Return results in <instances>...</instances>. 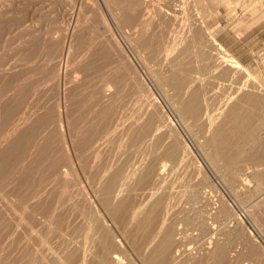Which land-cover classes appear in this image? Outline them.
<instances>
[{"label":"bare ground","instance_id":"1","mask_svg":"<svg viewBox=\"0 0 264 264\" xmlns=\"http://www.w3.org/2000/svg\"><path fill=\"white\" fill-rule=\"evenodd\" d=\"M117 1L115 3L112 2L114 4H119L120 0ZM124 1V3L129 5L130 10L134 9L133 6L138 5L141 11L138 16L127 15V17L122 20V22L130 25L135 23V25L132 24L133 28L131 27L133 30L131 32V39L133 40L134 46L137 47L139 51L141 50L144 52L142 56H147L148 60L159 61L163 58L165 59L172 48V42L175 44L176 42L174 41L177 40L175 39L173 41L174 37L172 38V36H175V33L178 32V30L180 31V29L173 27L171 30H168L170 28L167 24V31H162L161 28H165L166 24L163 26L164 23L162 25L161 22L157 21L159 18L156 20L154 14V17H152V14H150L151 12L149 13L151 0L149 2H147V0ZM154 1L151 2V4H153ZM168 8L172 10L175 7H167L166 10H169ZM158 9L157 12L160 14L165 13L164 11L162 12L161 8ZM151 10L153 9L151 8ZM166 13L167 17L169 15L171 18H169V20L172 21L174 19L175 21L177 18L176 21L179 22L178 13H176L175 9L173 12L166 11ZM165 15L166 14L163 16ZM163 16V19L166 18V16ZM77 17V23H80L82 20L80 21L79 16ZM86 18H88L87 22H89V19H93L88 16H86ZM74 23L75 27L78 26L76 22ZM91 23L93 24V21ZM165 23H167L166 20ZM171 23L174 22L172 21ZM174 24H176V22ZM176 26L178 27L179 24ZM71 27L75 29L73 25ZM83 27L85 28V26H81V28L79 26L80 29L78 30H82ZM53 30L55 29H52V31ZM49 31L51 32V29H49ZM74 31L68 28L67 31L62 32V36L60 35L62 39L59 37V41L61 42H56V45H60H58L59 53L57 50L58 46L56 47L55 43H53L57 48H55L57 50L56 55L59 54L60 63L59 65V63L56 62L60 67L57 66L53 72V79L55 82L53 85L58 84L60 86L62 85V87L64 86L63 93L61 91L63 96L60 93V95L58 94V96L63 98L58 103H62L63 106L66 107L65 113L59 110V105L58 107L56 106L57 108L50 106L51 110L46 111L48 106L45 107V105L50 101L47 99L53 97L49 95L50 98L44 99L45 103H47L45 105L43 103V106L46 108L45 114H42V111H40L42 115L37 114L35 109L37 107L35 106L39 105L40 107L42 105H40L41 102L39 103L41 99L37 101L38 99L36 98L43 94L41 91L42 88L44 89L45 87L43 82L42 84H39L40 82L37 84V82L34 81L35 84L32 85L34 82L31 80L32 83L28 85L32 86L28 88L29 86L27 87V85H24V83L26 84V80L24 83L20 80L22 81L21 83H23L21 86L15 84L18 81L15 83L12 81L11 83L15 84V88L19 86V89H14V93L10 92L12 95L8 94V91L0 94V116L2 119L0 123L4 124L8 131L13 134L12 137L11 135L9 138L6 137L8 142L5 141V143L7 142V144L2 146L4 141L0 144V208L5 212H9L10 214L8 215H12L15 219L14 222L17 221V224L15 223L16 227L19 226L28 231L29 240L33 239L35 242L34 246H37L35 251L31 249L33 252L24 250L25 253L24 251L23 254L21 253L22 257L16 252L19 254L18 261L21 258V261H25L26 264H49V261L50 263L56 262L55 264H239L240 262L238 261L242 257L240 258L238 255H241L242 252V256L246 254L248 258L253 257V261L256 259V263L254 264H264V251L260 250L259 252V248L261 247H259L260 245L258 243L255 244V242L251 241L252 237L249 241L247 237L249 236V232L247 236L244 237L246 234L243 235L244 239H248V244L245 241L242 242L240 240L238 242L236 240H239L242 236V224L234 227L229 225L232 226L233 229H230L231 227L227 228L228 230L225 229L228 223L233 220L229 219V221H225V219L227 220L231 215L232 205L225 198L219 199V204H216L215 200L211 199L212 197L209 198L210 194L208 196L204 185L208 180L207 176L202 175L203 177L200 178V171L197 173V176H200H195V171H198L199 169H197V167L200 166H196V161L198 160H195L196 163L194 166L192 163V159L194 160V158L190 155L193 151L190 152L189 145L185 141L186 139L183 140L180 137L181 134L178 136V133H174L177 129L174 128L176 127L174 124V127L171 126L172 123H170L169 113H164L160 103H157L156 99H154L151 94L152 98L145 95L147 91L145 94L144 91L142 94L133 91L132 85V92L127 91L129 85L127 86V79L125 80V75H122L123 72L121 71V74L119 72L122 70L121 68L119 70L121 61L115 56L117 53L113 56L115 51L112 53V49L109 47L100 51L101 53L98 55L99 61L96 60L98 63L100 60L103 62V59L105 61V64L102 63V68L104 70L102 68L100 69L101 71L103 70V73L97 75L98 78L100 76L101 79L99 78V80H93L91 82L89 76L87 77L89 78L88 81L90 80L88 84L81 83L87 79L85 77L87 74H82V80H78L81 81L79 84L83 86L85 84V86L83 87L80 85L83 88L79 91H74L76 94L72 95L74 92L71 90V93H67V96L66 91L68 89L66 88V83H68V80L70 81L72 76H68L71 72L66 74L65 71L71 67L68 63V53H71V41L72 36L75 35ZM53 34L55 35V33ZM53 34L50 35L55 37ZM43 37L42 39H44ZM198 37L199 31H195L192 36L189 37V47L197 42ZM46 38H48L46 40H50L49 37ZM53 40L51 39V41ZM213 43L215 49L218 50L217 53L220 58L218 66L228 65L230 69H233L225 70V73H221V78L223 80H234L240 76L235 71L247 69L246 66L237 57L232 56L218 40H215ZM37 44L39 45V42ZM175 47L176 46L173 48ZM187 49L188 48H186V50ZM75 56L76 55L73 57L74 59ZM112 57H116V60ZM177 57L173 60L178 59ZM79 59L77 58V60ZM44 61L43 63H45ZM94 61L95 59H93V62ZM74 62L75 61H73V64ZM93 62L92 64L94 65L95 62ZM62 63L64 67H67L66 70H62ZM79 63L80 62H78V64ZM176 63L178 62L176 61ZM68 65L70 67H68ZM38 66H40V64H38ZM176 66L179 67V64ZM85 67L82 68L85 69ZM82 68L79 69L80 73L83 71H81ZM192 68L186 67L182 72V68L177 71L171 69L172 72H170L171 70L166 72L167 76L160 74L155 80L159 88L160 86L164 88V86L168 84L172 87L173 93L175 91L174 95L176 98H174L175 96H173V99L172 97H166L171 101H167L168 103L173 102L172 105L169 104L172 108H175V110L172 109L175 111H172V113H176V115H174L179 117V121L181 120L183 123L185 131H192L189 133L190 135L197 137L198 134L199 136L201 133L203 134V137L201 135L203 142L195 138L196 141L199 140L197 143L199 149L197 151L202 150L204 152L209 162L208 164L211 165L212 163L213 165V167L209 166L210 168H214V165H219V160L224 161L225 171L223 176L226 186L228 185L231 189L232 186L236 185L237 187L239 184V188L241 187L240 184L249 181V176H253V178L255 177L258 180L257 185L264 188V171L262 170L264 166L262 169L256 168L259 162L260 165L264 162V139L260 140L255 133H250V131L252 132V130H255L249 129L250 125L245 128L249 122L248 120L253 118L251 116L252 118L249 119L250 117L247 116L249 113L248 111L253 108L260 110L264 109V105L261 103V97L251 93H246L245 96L241 95L243 98L240 96L239 102L235 101L237 102L236 104L233 105L232 103V106L231 104L227 107L225 106V108H231L227 109L228 113L223 120L216 117L218 121L221 120L216 124L212 120L213 117L211 113L215 114V112L213 105V108H211V103L217 101V106H219V100H216L217 98L215 99V97H217L216 93L224 87L217 86L218 89H215V87H211L213 85L206 86L205 83L203 84V82H201L206 88V90L204 88L203 92V88L200 89V81L198 77L194 75L193 72L195 71ZM84 71L86 72L87 69ZM179 71L181 73H179ZM65 74L70 78H67V81L65 79ZM135 74L137 75V73ZM126 75H128V73ZM130 76L131 74L126 77L130 79ZM136 78L137 77H134V80L131 79L130 82H132V80L135 81ZM94 79L96 80V78ZM241 79L245 80L243 77ZM49 80L50 79L47 81ZM140 80H138L137 83H140ZM237 80L238 79H236V81ZM72 83L68 84L70 85L69 90H76L71 87ZM198 83L200 85H198ZM9 84H7V86H9ZM134 84L136 85V83ZM168 85L165 87H170ZM143 87H145V85L142 86L141 89H144ZM58 88L60 91V87L56 89ZM163 88H160L162 89L161 92H167L165 91L167 88L165 90H163ZM53 89H55V87ZM10 91L12 90L10 89ZM45 91H47L46 88ZM40 92L42 94H39ZM53 93L57 95L58 92L54 91ZM164 93L162 95L163 97L166 95ZM36 101L38 104L35 105V103H37ZM42 102L44 101L42 100ZM54 102L55 101H53V104ZM167 102L165 101V103ZM247 105L249 107H247ZM210 109H213L212 112ZM67 110L72 112H70L71 115H67ZM223 113L221 114L223 115ZM192 121H194L195 124L197 123L196 128L198 130L194 128L195 125ZM189 123H191V125ZM262 123L264 124V122ZM198 124L199 127H197ZM189 125L192 127L190 128ZM6 128L4 129L6 130ZM0 130H3V128ZM2 133L5 134L6 132L1 131V134ZM7 133L9 134V132ZM184 134L188 133L185 132ZM3 137L4 136H2L1 139L5 140ZM186 137L189 139L188 135ZM113 142L118 143L117 154L115 155L119 156L117 157L118 159L114 157L116 158L115 162L109 160L108 157L110 156L106 155V157L102 154L105 148H109V145L112 146L111 143ZM246 146H250L248 151L246 150ZM105 151L107 152V149ZM194 154L195 153H193V155ZM204 160L205 159H203L202 163H205ZM248 163L255 164L253 166L254 169H251L252 171H247L246 168L248 167L246 166ZM200 169L203 171V167ZM253 178H250V180ZM143 187L145 190L149 187L150 191H143ZM139 189L141 190L139 191ZM210 191L208 192L210 193ZM139 194H144L147 199H153L151 204L148 206H145L148 202H142L145 205L136 204L135 197L138 198L137 196ZM247 194L250 195V193ZM243 195L242 198L244 197ZM247 198H249V196H246V199ZM141 199L139 196V200ZM255 201L258 205L259 202H257V200ZM235 203L238 204L239 202ZM213 204H215L214 211L212 210L214 206H211ZM262 204L263 202L258 205L261 208V213L257 210L258 207L256 205L255 209L259 212L255 211L257 214L259 213L258 216L260 215L264 218V206L261 207ZM198 205H200L201 208H198ZM209 205L211 207H209ZM239 206L240 205H238V207ZM97 207H100L104 213H100L101 211ZM244 208L241 209L244 210ZM5 212L2 211V213L6 214ZM252 213L255 214L254 212ZM258 216L255 217L258 218ZM10 217L11 216H9L8 219H10ZM234 217L239 219L237 211ZM13 218L10 220L13 221ZM212 218L213 220L209 222V219ZM259 218H261V220L258 219L259 222L263 221L262 217ZM217 219H220L218 222L222 221L221 219L228 222L226 226L224 225L221 229L219 228L220 231L223 230V228L225 229L221 234L227 235L226 238L224 235H222V237L221 235L219 236V232H217L219 229L213 226L214 220ZM6 220H3V222ZM8 221L6 223H8ZM14 222L12 224H14ZM117 222L118 228L116 227ZM181 222L186 225L185 227L188 226L191 228L189 234L188 232L185 234L198 242L193 248L192 245L186 247L187 241L189 240H187V243L183 246L185 242L182 239L184 229L181 230L178 226ZM2 223L0 222V224ZM234 223L235 222L232 224L235 225ZM3 225L5 226V223ZM9 227L11 229L15 227V225ZM213 227L217 231H214L215 229H212ZM5 229H3V231ZM23 229L20 230L24 231ZM11 231H7L9 235ZM16 231L13 233L17 234ZM18 232V234L21 233L20 231ZM244 233L246 232L244 231ZM119 235H121L123 239L125 238L124 240H126L133 256L129 257L127 255L129 257L127 258L123 251V256L121 254L122 252H119L120 247H118L119 244L117 243L121 241V239H118V242L115 241L117 240L115 237ZM15 236L13 239L17 240L19 236L17 238H15ZM21 236L24 237V232H22ZM6 237L9 238L7 235ZM2 239H4V237H2ZM10 239H12V237ZM181 240L184 241L183 244ZM10 241L12 242V240ZM231 241H233V243ZM234 241L237 242L234 243ZM95 242L98 243V247L95 250L96 252L94 251L95 253H93L92 250L94 249L90 250L89 247L91 248L92 246L89 245L95 244ZM251 242L252 244H250ZM52 243H55L53 245H56L55 248L52 246ZM245 244L247 248L244 251ZM13 245H16L15 242ZM178 245L183 246L181 261L178 258L180 253L176 250ZM14 246L12 248L15 251L17 247L15 249ZM2 248H0V264H3L7 258V254H5L6 256L3 255L5 251L3 252L1 250ZM129 248L126 250L128 251ZM19 249L17 250L21 251L24 247L21 250ZM243 251L245 254H243ZM12 252H10V254ZM13 254L16 255L15 253ZM254 256L256 258H254ZM11 257L13 258V255ZM237 257L240 259L237 260ZM7 259L9 261V257ZM249 261L252 262V260ZM11 262L10 258L9 263ZM248 262H246V264ZM243 264H245V262Z\"/></svg>","mask_w":264,"mask_h":264},{"label":"rangeland","instance_id":"2","mask_svg":"<svg viewBox=\"0 0 264 264\" xmlns=\"http://www.w3.org/2000/svg\"><path fill=\"white\" fill-rule=\"evenodd\" d=\"M112 1L114 2L115 0H112ZM112 1L111 0H0V94H3V93L8 91L9 92L8 94L12 95V93L15 92L14 89H16V90H17V88L19 89V86H21L25 80H26L25 81L26 84L24 83V85H27V87L32 83V81L37 82V84L39 82H40L39 84H42V82H43L45 84L44 85L45 87L43 86L44 89L42 88V90H41L43 94L40 92L39 94H42V96L41 95L39 96V94H38L39 97L36 98V99H38L37 101H39L41 99L39 101V103L40 102L42 103V104L40 103V105H42V106H40L41 108L39 107V105H36V104H38L37 101H36L37 103H35V105H36L35 107H37V108H35L37 114L42 115L44 112L51 110L50 106L57 108L58 105L60 108V109L59 108L58 109L61 110L63 113H65L66 107H64L62 103H58L63 98L61 96H58V94L60 93L63 96L62 93H63V87L64 86L62 87V85L60 86L57 83H56L57 85H53V84H55L54 79H53V72H54L55 68H57V66L60 65L59 57H58L59 54L56 55V53H57V50L59 53V46L60 45L58 43L61 42L59 40L62 39V37H61L63 34L62 32L67 31V29L69 28L70 30H73V31L75 30L74 33L76 35V36L73 35L74 39L72 36L73 42L71 41V49H70L71 53H68L69 54L68 55V61H69L68 63L71 66L70 67L68 65V67H70V69L71 68L72 69L70 70L68 68L66 70L67 67L66 66L64 67L63 63L61 66L62 70H66L65 71L66 74H69L71 72L70 75H68L69 77L72 76V78L70 79L65 74L66 81L68 79H70V81L68 80L67 81L68 83H66L67 84L66 88L68 89L67 90L68 92L66 91V94L67 93L70 94L71 90L74 92V91H79L81 88H83L86 83L88 84V82H90V80L88 81L89 78H87L89 76H90L91 82L93 80L97 81V80H99V78L101 79V77L99 76V78H98L97 75L98 74L100 75L101 73H103L102 71L104 69L102 68L103 67L102 63L105 64V61L103 59V62L100 60V62L98 63V61H99L98 55H100V53H101L100 51L107 49L106 47H109L110 49H112V53L115 51V53H113V56H114V54L117 53L115 56H117L119 58L118 60L121 61V62L119 61L120 62L119 70H120V68L122 70H120L119 72L121 74V71H122L123 72L122 75L123 76L125 75L124 76L125 80L126 79L129 80V81L126 80V82L128 83L127 86L129 85L130 89H131V85H132L133 91L139 92L141 94L143 93V91H144V94L147 91V93L145 95L150 96V97L152 95V97L154 99H156L157 103H160V106H162L161 109H163L164 113L165 112H166L165 114L169 113L168 115L170 116V123H172L171 126L174 127V125H175L176 127H174V128L179 131L178 132L177 130L176 131L174 130L175 131L174 133H176V134L178 133L177 134L178 136H180V134H181L180 137L183 140L186 139L185 141L189 145L190 152L193 151L192 154L190 153L191 157L194 158V160L191 158L193 165L196 162H197L196 166L203 165L201 167L199 166L200 168L203 167V171L199 167H197V169H199V170L195 171L196 172L195 176L196 177L200 176V175L197 176V173H199V171L201 173L200 178L203 176H207L208 180L205 182L204 185H205V189L207 190L208 196L210 194L209 198L212 197L211 199L215 200L216 204H219V199L225 198L232 205L231 206L232 207L231 215L229 216V218L227 220L225 219V221H229V219H233L232 222L228 223V222H225L223 219H221L222 221L218 222V220H220V219H217V220H214L213 226H215L216 229H219V228L221 229L222 227H224V225L226 226V223H228V225L225 227V229L230 228V227H231L230 229H233L234 226L242 224L241 225V226H243V229L241 231V233L243 232L242 236H241V238H239V240L238 239H236V240L238 242L241 240L242 242L245 241L247 243L248 239L250 241L251 237H252L251 241L255 242V244L258 243L260 245L259 247H261V248H259V252H260V250L264 251V218H263V216H260V215L258 216V214L261 213V208L258 205L263 202L261 207L264 206V198H263L264 197V188L259 187L257 185L258 180L254 177L256 179L255 180L253 178V176L252 177L249 176V181L246 182L248 184H246V183L240 184V186L242 188L241 187L238 188L239 184L237 185V187H236V185L232 186L231 189L228 185L226 186V182H224V176H223V173L225 171L224 161L219 160L218 161V163H220L219 165H217V166L214 165V168H210L211 166L213 167V165H212V163H211V165L208 164L209 162H208L204 152L202 150H199L200 152L197 151L199 149L197 146L198 145L197 143L199 140H201V141L203 140V138H202L203 134L201 133L200 136L198 134L197 137H194V136L189 134L192 131L187 132L184 130V127H183L184 125L181 122V120L179 121V117L175 116L176 113H172V111L175 110V108H172V106H170V105H172L173 102L168 103L170 100L167 99L169 97H172V99H173V96H175L174 95L175 91L173 93V90L171 89L172 87L170 85L166 84L170 87H165L166 86L165 85L164 88L161 86H160V88H163V90H165L167 88L165 90L167 92H165V93H164V91L161 92L162 89H160L159 85H157V83H155L156 82L155 80L158 77V75L162 74L164 76H167L166 72H169L168 70L173 69V70L177 71V70H180L182 68V70H181V72H182L186 67L187 68L193 67L192 69L195 71L193 73L196 77H198L200 84H201V82H203V84L205 83L206 86L207 85L208 86L213 85L211 87H215V89H218V87H220V86H222V88L224 87L223 89L220 88L221 90L216 93L217 97H215V99L217 98L216 100H219V102H218L219 106H217V103H216L217 101H213L211 103V108H213L212 107V105H213L214 106L213 109L215 112V114L211 113L212 117H213L212 120L216 124L218 122H220L221 120H223L225 115L228 113L227 109L231 108V107L225 108V106L227 107L230 104L232 106V103H233V105L236 104L237 102L240 101V96L241 95L245 96L246 93H251L253 95L261 97V99H262L261 103L264 105V0H164L165 2L163 0H155V1L154 0H151V1L147 0V2L150 1L149 6L154 10V13H153V10H151V8L149 7L150 8L149 13L151 12L150 14H152V17L155 16L156 20L159 18L157 21L161 22L162 25L164 23L163 26H165V24H166L165 28H161L162 31H167L168 25L170 28L168 30H171V28H173V27L174 28L176 27V29L177 28L180 29V31L178 30V32L175 33V36H172V38L174 37L173 41L175 39H177V40L174 41V42H176L175 44L172 42V48L170 45L171 49L169 51V54L165 57V59L163 58L164 60L161 59L159 61L158 60H156V61L155 60H148L147 56H142V55H144V52H142L141 50L139 51L137 49V47L134 46L133 40L131 39V32L133 31L132 30V28H133L132 24L135 25V23H132L130 25L128 23L122 22V20H124V18L127 17V15H133V16L140 15L141 11L138 8L139 6L138 5L133 6L134 9L130 10L129 5L124 3L125 2L124 0H120L119 4H114L117 0L114 3ZM137 1H145V0H137ZM153 1H154V3L151 4V2H153ZM117 2H119V1H117ZM158 4L160 5V7ZM81 5H82V7H81ZM157 5H158V7H157ZM163 6L165 9L163 8ZM173 6L175 7L174 9L176 10V13H178L177 16L179 17L180 23L176 21L177 18L175 21H174V19L172 20L174 23L176 22V24L171 23L172 21L169 20V18H170L169 15L167 17L166 11L167 12H171V11L173 12L174 9L171 10L168 8L169 10H166V8L167 7L173 8ZM80 7H81V11H80ZM158 8H161V9L163 8L162 12L164 11L165 13H162V14L163 15L166 14L165 15L166 18H164V19L166 20L167 23H165V20L162 18L163 15L160 14L159 12H157L159 10ZM77 10H78V12H77ZM177 11H179V12H177ZM137 12H139V13H137ZM135 13H136V15H135ZM153 14H154V16H153ZM157 14L159 17L157 16ZM159 14L161 15V17ZM83 15H86L89 18L91 17L94 20L89 19V22H87L88 18H86V16H83ZM77 16H79V18H80L79 20L80 21L82 20L83 22L79 21L80 23H77V21H78ZM165 16H163V17H165ZM75 18H76V20H75ZM84 19L87 23L84 21ZM92 21H93V24L91 23ZM74 22H76V24H78V26L75 27ZM81 23H82V25H81ZM26 24H27V26H26ZM88 24H90V25L92 24V25L90 26ZM177 24H179L178 27L176 26ZM72 25H73V27H75V29L71 27ZM79 26H80V28H81V26H85V28L83 27L82 30H78V29H80ZM49 29H51V32L49 31ZM52 29H55V30L52 31ZM56 29L58 32L56 31ZM76 29L78 32L76 31ZM195 31H199L198 40L196 43H194L192 46L190 45V47H189V39H190L189 37L192 36V34ZM44 33H46V34H44ZM49 33L50 34L55 33V35L54 34L53 35L56 38L51 36ZM48 34L51 36V38ZM43 36H45V37H43ZM42 37L44 39H42ZM46 37H49L50 40L49 41L46 40V39H48ZM59 37H60V39H59ZM40 38H41V40H40ZM51 39L52 40L54 39L53 40L54 42L51 41ZM215 40H218V42H220L232 56L237 57L247 68L246 70L235 71L240 76H238L234 80L233 79L223 80L221 78V75L223 73H225V70H233V69H230V66H228V65H224V66L219 65L218 66V62H219L220 58L218 57V53H217L218 50L215 49V45L213 43ZM38 42H39V45L37 44ZM49 42L50 43L52 42V43L50 44ZM56 42H58L57 44L59 46L56 45ZM53 43H55L56 47L58 46V49L54 46ZM174 46H176V47L173 48ZM49 47H51V48H49ZM186 48H188V49L186 50ZM77 53H78V56H77ZM74 55L77 56V57L75 56V59L73 58ZM39 56H41L42 59ZM45 56H46V58H45ZM69 56H70V58H69ZM179 56H181V57H179ZM176 57L178 59L173 60ZM56 58H57V60H56ZM77 58L78 59L80 58V59L77 60ZM112 58H114L116 60V57H112ZM179 58L180 59L182 58V59L180 60ZM40 59H41V61H40ZM70 59H74V60H70ZM93 59H95V61H94L95 63L93 62ZM35 61H37V62H35ZM43 61L45 63H43ZM73 61H75L74 64H73ZM176 61L178 63H176ZM180 61H181V63H180ZM56 62H58L59 65H57ZM70 62H72V63H70ZM78 62H80V63L78 64ZM92 62L94 63V65L97 62V64L95 65L96 67L92 64ZM38 64H40V66H38ZM42 64H44V65H42ZM76 64H77V67H76ZM98 64H99V67H98ZM178 64H179L180 68L178 66H176ZM82 67H85V69H87V71L85 72L84 71L85 69ZM80 68H82L81 71L83 70L85 73L83 71L80 73V71H79ZM101 68L103 69L102 71L100 70ZM170 72H172V70ZM181 72L179 71V73H181ZM127 73H128V75H126ZM135 73H137V75ZM82 74L83 75L87 74V75H85V77L87 79L85 77L84 78L86 80L83 79V80H85L84 82L79 81V80H82V78H83ZM130 74H131V76L129 79L126 76H129ZM133 74H135V75H133ZM80 77H81V79H80ZM134 77H137L135 79V81H133ZM239 77H240V81H239ZM242 77L245 78V80L244 79L242 80L241 79ZM25 78H27V79H25ZM94 78H96V80ZM48 79H50V80L47 81ZM131 79H133L132 82H130ZM137 79L140 80L139 81L140 83H137V81H138ZM236 79H238V80L236 81ZM20 80H22L23 83H21L22 81H20ZM44 80H45V82H44ZM12 81H14V83L16 81H18L15 84H17L19 86L18 87L16 86V88H15V84L11 83ZM35 82L32 83V85L35 84ZM72 82H74V83H72ZM80 82L85 83L84 86L82 84H79ZM133 82L136 83V85ZM70 83H72L71 87L75 88L76 90H73V89L69 90L70 85H68V84H70ZM7 84H9V86L11 88L9 86H7ZM46 84H47V86H46ZM74 84L75 85L77 84L78 86L77 85L75 86ZM200 84L198 83V85H200ZM203 84H201L200 89L203 88L202 91L204 92L205 85H203ZM80 85H82L83 87ZM144 85H145V87H143L144 89H141V87ZM31 86H29L28 88H31ZM79 86H80V88H79ZM129 86L127 87V91L132 92V89L130 90ZM54 87H55V89H53ZM57 87H60V91H59V88L56 89ZM8 88H9V90H8ZM45 88L47 89V91H45ZM138 88H139V90H138ZM10 89L12 91H10ZM226 89H228V90H226ZM205 90H206V88H205ZM224 90H226V91H224ZM54 91L58 92L57 95H56V93H53ZM61 91H62V93H61ZM223 91L225 94L223 93ZM10 92H12V93H10ZM163 93L166 95L170 94L171 96L165 95L163 97L162 96ZM68 94H67V96H68ZM73 94H76V92L72 93V95ZM159 94H160V97H159ZM220 94H221V96H220ZM49 95L53 96L51 98L52 100L54 98H56L53 101H55L54 104H57V105H54L53 101L51 99H47L48 101L50 100L49 101L50 103L48 102V104L45 105L47 102L45 103L44 99L50 98ZM159 98H160V100H159ZM165 98H166V100H165ZM174 98H176V96ZM161 99H162V101H161ZM42 100L44 102H42ZM51 101H52V103H51ZM165 101L166 102L168 101V102L165 103ZM235 101H237V102H235ZM43 103H44L45 107L46 106L49 107V109L47 107L46 111H45L46 108L43 106ZM167 105H169V106H167ZM247 107H249V106L247 105ZM54 108H52V109H54ZM213 109H210L211 112ZM263 110H260L257 108L256 109L253 108V109L249 110L248 111L249 113L247 116L250 117L249 119H251L253 117L252 118L253 120L252 119L248 120L249 122L245 126V128H247L248 125H250L249 129H255V130H252V132L250 131V133H255L260 140L264 139V124L262 123V122H264V111ZM40 111H42L41 112L42 114L40 113ZM223 111H224V113H223ZM70 112L71 111L67 110L66 111L67 115H69ZM173 112H175V111H173ZM221 113H223V115ZM216 117L218 119H221V120L218 121L216 119ZM0 120L2 121L1 116H0ZM192 122H194V121H192ZM1 124L2 123H0V129L3 128V130H0V134H1V131L6 132L5 134L2 133L0 136V144H2L4 141V143L2 144V146H3L5 144H7V142H8V140H6V137L9 138L10 135L12 137L13 134L10 133V131H8V129L4 126V124H2V125ZM187 124H186V126H187ZM189 124L191 125V123H189ZM196 124L194 122V125H195L194 128L195 129H197ZM191 127L192 126H190V128ZM197 127H199V124L197 125ZM4 128H6V130ZM7 132H9V134ZM185 132L188 134H184ZM187 135L189 136V139H188V137H186ZM201 135H202V137H201ZM2 136H4L3 138H5V140L1 139ZM198 137H200V138H198ZM195 138H197L199 140L196 141ZM5 141H7V142L5 143ZM191 141H193V142H191ZM116 142L111 143L112 146L109 145L108 146L109 148H105V150L107 149V152L105 150H104V153L102 152L103 156H106V155L110 156L108 158L110 161L112 160L111 162H115L116 158L119 156V155H117V156L115 155V154H117V144H118ZM195 144H196V146H195ZM249 149H250V146H246V150L248 151ZM31 152H33V151H31ZM111 153H113V154H111ZM193 153H195V154L193 155ZM200 153H201V155H200ZM112 155H113V158H112ZM193 156H195V157H193ZM114 157H116V158H114ZM203 159H205L204 160L205 163H202ZM195 160H198L199 162L198 161L195 162ZM206 162H207L208 166L206 165ZM249 164L250 163H248L247 166L245 165L246 167H248L246 169H247V171L248 170L252 171L254 169L253 166L255 164H252V163H251L252 165L251 164L249 165ZM262 164H264V162ZM262 164L260 165V162H259V165L258 164L257 165L260 167H258L256 165V168L262 169L264 166ZM262 170L264 171V168ZM250 178H253V179L250 180ZM244 184H245V187H244ZM256 185H257V187H256ZM210 186L212 189L210 188ZM141 187H139V188H141ZM233 187H234V190H233ZM210 189H211V191H210ZM239 189H240V193H239ZM140 190L141 189H139V191ZM143 191L148 192V191H150V188L148 187V189L146 188V190H145L143 187ZM208 191H210V193ZM246 192L250 193V195L247 194ZM158 194H160V193H158ZM242 195L245 198L244 197L242 198ZM139 196H140V199L142 198L141 200H139ZM246 196H249V198L246 199ZM137 197L138 198L135 197L136 204H144V203L148 202V203H146L147 205L144 204L145 206L150 205L152 200H153V199H147V197H145L144 194H139ZM257 197H259V198H257ZM258 199L259 200L261 199L260 200L261 202ZM255 200H257V202H259L258 205L256 204ZM142 202H144V203H142ZM235 202H239V203L237 204ZM238 205H240V206L238 207ZM255 205L258 207L257 210H259L260 212L255 209L256 208ZM211 206H214L213 207L214 209H212L214 211L215 210V204H213ZM211 206L209 205V207H211ZM236 207H238V208H236ZM97 208L101 211L100 213H104V212H102L103 210H101L100 207H97ZM198 208H201L200 205H198ZM241 208H244V210ZM253 208H254V211H253ZM234 209L237 211V214L239 215V219L234 217L236 214V211ZM255 210L259 213L257 214ZM0 211H1L0 212V219L2 218L0 222L2 223L3 220L7 219L5 222L0 224L1 225L0 226V237L1 236L4 237V239H2V237L0 238V246H1L0 248L3 247L1 249L3 252L5 251L4 253L2 252L3 255L6 256L5 254H7L6 257L7 258L9 257V261L6 258V260L4 261L3 264H7V263L8 264H11V263L12 264H18V263L26 264L25 261H21V258L19 260L20 262L18 261L19 256L22 257L21 253L23 254L24 250L25 251L27 250L30 252V251H32L31 249H33V251H35L37 246H34L35 242L33 239L29 240L28 231L24 230L23 228H21L19 226H18L19 228L16 227L17 221L14 222L15 219L12 217V215H8V214H10L9 212H5L1 208H0ZM2 211L5 212L6 214L2 213ZM252 212H254L257 215L253 214ZM9 216H11L10 219L13 218L14 220L11 221L10 219H8ZM255 216H258V218ZM259 217H262L263 221H260L261 223L258 221V219L261 220V218H259ZM212 220H213V218L209 219V222ZM254 220H256V221H254ZM7 221H8V223H6ZM13 222H14V224H12ZM221 222H222V224H221ZM233 222H235L234 223L235 225L232 224ZM4 223H5V226L3 225ZM109 223H110V221H109ZM8 224H10V225H8ZM116 224H117L116 227L118 228V222ZM7 225H8V227H7ZM14 225H15V227H13V228L15 231L17 230L16 231L17 234L19 233L18 231H20V232L22 231L20 229L24 230L22 232H24L25 239L23 236H21L22 232L20 233L21 235L20 234L17 235V234H14L15 231L13 230V228L10 229L9 226L12 227ZM229 225H232L233 227L229 226ZM178 226H179V228H181V230L184 229L182 239L185 242L183 240H181L182 244L184 242L183 246H185V244L187 242L189 243V244L187 243L189 246L186 244V247H190V245H192V248H193L195 245H197V243H198L197 240H194V239L190 238L189 235H186L187 232L189 234V232L191 231V228H189L188 226L185 227L186 225L183 224V222L179 223ZM218 226H221V227H218ZM3 227H5L6 229ZM185 228H187V229H185ZM215 228L213 227L212 229H215ZM244 228H245V230H244ZM3 229H5V230L3 231ZM216 229L214 231H217ZM220 229L217 232H219L218 235L219 236L221 235V237H222V235H224V234H221V232L225 229L223 228V230H221V231H220ZM6 230L9 232L11 230H13V231H11V234L9 235ZM244 231L246 233H244ZM248 232H249V236H247ZM25 233H26V235H25ZM244 234H246V235H244ZM3 235H5V236H3ZM6 235L9 236V238L6 237ZM243 235H244V237L247 236L248 239L245 238L246 239L245 240ZM14 236H15V238H17L19 236L21 238V240L19 237L17 240L13 239ZM120 236L121 235L115 237V239H117L115 241H117V242H118V239H121V241H119L117 243V244H119L118 247H120L119 252L123 251L125 253L124 254L125 257H127V258L133 256L129 246L127 245L126 240H124L125 238L123 239V237L122 236L120 237ZM224 236H225V238L227 237V235H224ZM11 237H12V239H10ZM228 239H229V237H228ZM4 240H6L7 242ZM10 240H12V242ZM187 240H189L190 242ZM14 242L16 244L15 246L13 245ZM231 242L233 243V241H231ZM236 242L234 241V243H236ZM252 242L250 244H252ZM7 243H9V244H7ZM124 243H126V244H124ZM4 244L6 246H9V247H6ZM54 244L55 243H52V246ZM13 246L15 249H16V247H17V249H19L21 247H22L21 249H23V247H24V249L23 250L19 249L21 251H18L16 249L14 251L12 248ZM55 246H53V247L55 248ZM89 246H92L93 248L92 247L90 248ZM89 246H88L89 249L90 250L94 249V250H92V252L95 253L96 252L95 250L98 247V243L95 242V244L93 243L92 245L90 244ZM125 246L129 248L128 251L126 250L128 248H126ZM183 246L178 245L176 248V250H178V253H180L178 256L180 261L182 260L181 252H183ZM28 248H30V249H28ZM121 248H122V250H121ZM246 248H247V245L245 244L244 251L246 250ZM9 251L10 252L14 251V252H12L10 254ZM25 251H24V253H25ZM244 251H243V254H245ZM16 252H18L20 255L17 254ZM123 252L121 253L122 256H123ZM13 253H15L16 255H14ZM10 255L11 256L13 255V258ZM238 256L240 258L242 257L241 259L239 257H237V260L240 259L238 261V262H240L239 264H243L244 262L246 264V262H248L249 260H252L253 264L256 263L255 262L256 259H255V261H253L254 260L253 257L248 258L246 256V254L242 256V252H241V255H238ZM10 258L12 261L11 263H9ZM250 258H252V259H250ZM254 258H256V257L254 256ZM250 262L251 261H249L247 264H250ZM252 262H251V264H252ZM55 263L54 262L50 263V261H49V264H55Z\"/></svg>","mask_w":264,"mask_h":264}]
</instances>
